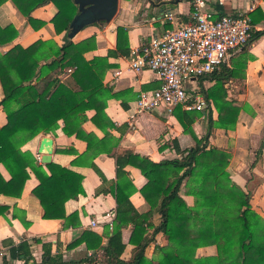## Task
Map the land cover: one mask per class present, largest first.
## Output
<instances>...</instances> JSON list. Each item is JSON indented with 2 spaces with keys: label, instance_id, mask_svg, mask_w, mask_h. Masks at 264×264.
<instances>
[{
  "label": "trees",
  "instance_id": "16d2710c",
  "mask_svg": "<svg viewBox=\"0 0 264 264\" xmlns=\"http://www.w3.org/2000/svg\"><path fill=\"white\" fill-rule=\"evenodd\" d=\"M5 1L0 0V5ZM10 1L34 29L42 26L44 21L33 18L32 10L52 4L55 12L49 22L53 31L62 36L59 45L52 39H39L26 47L15 44L0 54V107L5 115V123L0 126V164L9 175L8 179L0 175V193L19 196L31 172L38 181L31 192L42 208V218L64 219L67 225L77 226V212L65 215L63 204L83 194L82 176L52 161L41 164L30 151L20 147L39 133H53L60 121L64 134L74 135L85 142L84 152L76 158L89 156L92 159L101 152L114 153L118 140L111 141L109 129L114 123L106 116L104 108L106 100L118 96V93H111L103 85L102 78L107 69L116 66L108 62L109 57L128 55L127 30L116 26L114 49H108L104 56L85 59L83 54L95 48V37L91 35L75 43L66 37L68 23L76 12L72 0ZM218 15L220 13L215 17ZM261 33L252 30L253 36ZM16 35L10 24L0 26V45L8 44ZM245 46L232 53L227 64H220L211 73L197 79L198 92L205 102L212 103L216 111L214 119L210 113L207 115L206 132L202 137L196 138L190 128L200 112L185 111L179 105L172 109L183 131L193 136L194 146L180 151L179 157L159 161L130 150L123 152L126 163L138 168L146 180L139 193L148 203L149 211L137 213L128 200L134 187L128 179L122 185L118 180L114 191V217L106 227L105 244H101V237L93 231L82 230L66 247L83 242L86 250H91L89 255L62 260L60 255L52 256L46 251L41 263L264 264V219L250 206L251 192L244 191L231 180L226 170L230 157L227 151L215 146L206 148L207 137L213 129L226 131L235 127L242 105L227 97L224 84L235 80L241 85L246 62ZM67 74L75 84L73 88L64 80ZM202 80L212 81V84L204 89ZM88 110L93 111L89 117L86 116ZM86 120L103 133L100 139L93 132L82 129ZM172 143L175 145L176 142L173 140ZM57 150L73 152L71 148ZM259 156L260 147L253 163ZM184 178L185 194L192 197L190 205L178 193ZM7 210V206L0 205V215L5 216ZM153 211L161 217L157 225L149 222ZM128 222L132 224L128 243L133 245V254L124 260L120 258L124 248L121 228ZM147 228L151 229L150 232ZM158 232L167 243L156 246L155 256L148 259L144 256V249ZM209 245L214 246V254L195 255L196 248ZM28 248L27 242H21L10 248V256L22 255L27 260L31 257ZM99 249L101 253L95 257Z\"/></svg>",
  "mask_w": 264,
  "mask_h": 264
},
{
  "label": "crops",
  "instance_id": "0c3cea01",
  "mask_svg": "<svg viewBox=\"0 0 264 264\" xmlns=\"http://www.w3.org/2000/svg\"><path fill=\"white\" fill-rule=\"evenodd\" d=\"M206 6L214 15L246 14L252 21L255 31H259L257 29L264 25V0H223L222 3L207 0ZM167 10L172 20L162 17L163 12ZM54 12L55 8L50 3L32 10L33 18L44 21L42 26L34 29L10 0L3 2L0 5V26L10 24L17 35L8 44L0 45V54L15 44L26 47L39 39H52L59 45L62 34H56L49 22ZM190 20V0H117L116 12L108 23L85 26L69 40L75 43L93 35L95 48L83 54L85 59H90L93 56H104L108 49H114L115 27L118 25L126 28L130 48L139 45L150 34L159 33L172 24H185ZM244 51L246 62L241 85L235 80H228L224 84L227 97L237 100L242 105L237 114L235 127L226 131L220 128L213 129L207 137L206 148L215 146L229 153L226 170L231 180L244 191L251 192L250 206L264 219V33L252 35ZM108 62L116 66L104 72L102 83L111 93H118V96L106 100L104 108L106 116L114 123V127L109 129L111 141L118 140L112 155L101 152L92 159L89 156L76 158L78 154L84 152L85 142L74 135L64 134L60 128V121L59 127L53 133L45 135L39 133L20 147L21 150L30 151L41 164H44L40 161L37 148L41 137L47 136L51 139L52 149L49 161L82 176L83 194L75 199H68L63 204L65 215L77 212L78 225H67L64 219L42 218V208L31 192L38 181L29 172L19 196L12 197L0 193V205L8 207L5 216L0 215V264H45L41 263V259L43 252L46 251L52 256L60 255L62 260H75L87 255L91 250H86L83 242L71 248H67L66 245L82 230L93 231L101 237V244H105L108 232L106 227L114 217L116 206L114 199L116 181L119 180L122 185L128 179L134 187V191L128 196L130 204L139 214L149 211L148 203L139 193L146 180L138 168L126 163L123 152L130 150L153 161H159L179 157L180 151L195 145L193 136L183 131L172 112L166 113L162 108L149 112H133L131 105L137 93L159 85L153 72L148 69L131 71L124 56L109 57ZM64 80L70 87L75 86L68 74L64 76ZM194 83L199 88L198 81ZM211 84L212 81H201L204 89ZM92 112L86 111V116L89 117ZM209 113L214 119L216 111L212 103L206 115L200 112L191 123L193 135L198 139L206 132ZM4 123L5 115L0 107V126ZM82 129L85 132H93L97 139L103 135L89 120L83 122ZM173 140L176 142L175 145L172 143ZM259 147L260 156L253 163ZM59 148H71L73 152H60L57 150ZM0 175L3 179L9 177L1 164ZM184 183L185 178L178 193L190 205L192 197L185 194ZM160 219L159 213L153 211L149 222L157 225ZM90 221H94L95 224L89 225ZM131 229L132 224L129 222L121 228L124 248L120 258L124 260L133 254V245L128 243ZM150 230L147 228V232ZM24 241L29 245L31 257L25 260L22 255L10 256V248ZM166 243L165 237L160 232L156 233L153 240L146 245L144 256L148 259L154 257L155 247L164 246ZM96 253L98 257L101 250H96ZM214 253L213 245L201 246L195 250L196 256Z\"/></svg>",
  "mask_w": 264,
  "mask_h": 264
},
{
  "label": "built area",
  "instance_id": "2783aa9c",
  "mask_svg": "<svg viewBox=\"0 0 264 264\" xmlns=\"http://www.w3.org/2000/svg\"><path fill=\"white\" fill-rule=\"evenodd\" d=\"M206 1L190 0L189 22L172 24L129 48L128 68L133 72L148 69L159 81L157 87L137 93L131 105L134 113L157 108L171 113L177 105L202 115L211 109V103L205 102L194 81L220 64H227L232 53L249 43L254 27L246 14L226 13L215 17ZM214 1L222 3L223 0H210ZM162 17L172 20L168 10ZM257 30L264 33V25Z\"/></svg>",
  "mask_w": 264,
  "mask_h": 264
},
{
  "label": "water",
  "instance_id": "95a60500",
  "mask_svg": "<svg viewBox=\"0 0 264 264\" xmlns=\"http://www.w3.org/2000/svg\"><path fill=\"white\" fill-rule=\"evenodd\" d=\"M76 5V12L72 16L66 30V37L71 39L85 26L108 23L117 9V0H72ZM51 139L41 137L37 148L40 161L47 163L50 160Z\"/></svg>",
  "mask_w": 264,
  "mask_h": 264
}]
</instances>
